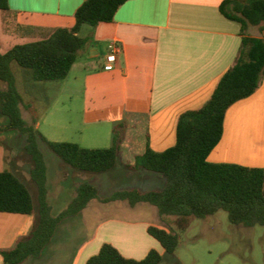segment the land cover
<instances>
[{"label": "crops", "instance_id": "crops-1", "mask_svg": "<svg viewBox=\"0 0 264 264\" xmlns=\"http://www.w3.org/2000/svg\"><path fill=\"white\" fill-rule=\"evenodd\" d=\"M86 1L9 0L8 13L21 27L23 38H41L30 42L33 43L49 37L56 29H72L76 24L75 14ZM224 1L127 2L117 12L114 22L83 28L81 36L90 39L89 45L63 81L55 103L44 115L36 116L34 104H30L29 110L23 108V112L33 110L32 119L38 120L37 128L52 142H69L65 136L76 129L82 134H105L93 139L83 138L85 144L93 146L88 149L110 148L114 128L123 125L117 167L121 165L130 171L127 179L132 180L131 183L158 182L163 178L147 172H133L128 165L135 163L147 145L157 153L174 147L181 115L202 108L222 77L233 67L243 36L241 25L221 14L220 6ZM248 34L264 39V32L254 28ZM114 41L119 43L122 52L116 63L109 64L108 46ZM20 78L25 85L36 88L29 73L22 72ZM15 137L20 141L19 136ZM22 137L20 143L25 150L27 140ZM30 161L24 160L27 167L12 173L29 188L37 210L39 191L31 177V158ZM208 162L264 170V80L254 95L235 103L227 111L223 137L209 155ZM57 169V186L62 185L65 178H76L71 173H66L64 177L59 166ZM91 181L100 187L103 197L98 178ZM118 184L113 183V187L109 188L111 195L120 191L116 190ZM50 185L48 168L49 194ZM79 185H75L76 190ZM93 202L96 203L93 210L97 212L107 211L111 204L95 200L88 207ZM142 204L145 203L129 205L134 211ZM88 207L77 217L61 223L40 258L29 259L23 264H87L105 244L113 245L126 258L138 261L145 259L152 250L164 255L165 250L149 235L148 230L152 226L169 229L153 221L104 222L97 226L93 237L75 248L59 240L61 227L73 219H78L77 224L83 229L88 218L84 213ZM35 221L36 215L0 212V251L12 249L19 239L29 235ZM120 230L130 240L126 247L117 239L103 237L105 233ZM126 234H129L128 237ZM0 264H4L1 255Z\"/></svg>", "mask_w": 264, "mask_h": 264}, {"label": "trees", "instance_id": "trees-1", "mask_svg": "<svg viewBox=\"0 0 264 264\" xmlns=\"http://www.w3.org/2000/svg\"><path fill=\"white\" fill-rule=\"evenodd\" d=\"M132 0H87L76 12L72 29L59 28L40 41L17 45L3 54L0 47L1 113L8 124L0 132H17L26 137L25 151L33 162L31 177L38 186V208L35 209L29 188L12 172H0V212L36 215L29 235L19 239L9 250H1L4 264H23L40 258L65 220L77 217L95 200L102 203L127 201L157 208L161 218L174 217L176 230L150 227L148 233L157 240L167 255L176 254L179 233L185 232L191 218L206 219L223 211L234 226L264 227V170L239 165L212 164L211 152L224 134L227 111L237 102L254 95L264 80V39L252 37L250 29L264 32V0H225L221 14L241 25L243 36L239 55L233 67L219 81L213 95L200 109L181 115L174 147L157 153L149 145L128 168L149 172L165 179L161 190L142 191L129 188L103 198L94 181L80 184L75 197L58 216L48 199V166L45 146L64 164L78 172L93 174L114 170L120 159L124 126L113 130L110 148L88 149L70 142H52L37 128L38 120L24 118L23 108L30 104L17 87L12 71L16 64L27 70L35 83L64 81L90 39L81 36L84 27L95 28L112 23L119 9ZM0 10L10 11L9 0H0ZM163 255L152 250L143 260L129 259L113 245L105 244L87 264H162Z\"/></svg>", "mask_w": 264, "mask_h": 264}, {"label": "rangeland", "instance_id": "rangeland-1", "mask_svg": "<svg viewBox=\"0 0 264 264\" xmlns=\"http://www.w3.org/2000/svg\"><path fill=\"white\" fill-rule=\"evenodd\" d=\"M30 39L23 38L21 27L15 18L9 15L8 12L0 10V45L2 53H6L17 45L27 44L41 38ZM12 71L17 78V87L25 103L36 105V116H43L55 103L59 95V89L62 88L64 82H40L36 83V88L34 89L21 81L20 74L22 72L28 73L27 70L13 64ZM5 89L6 84L0 81V91ZM33 115L32 109L28 113H24V117L28 121H31ZM7 124L8 118L1 113L0 101V130H3ZM103 135L105 134H82L76 129L65 137L70 143L84 145V148H88L93 146L85 144L83 138L93 139L94 137ZM15 136H19L20 141H23L22 135L17 132H0V172H16L21 168L27 167L24 160L31 162L25 150L21 147L20 141ZM42 149L49 168L51 180L49 201L53 206L54 216H58L61 211L67 208L75 195V185L89 182L96 177L102 185L103 197L111 196L110 187H113L112 184L117 182L120 184L116 186V190L133 187L143 191L161 190L166 183L165 179H161L155 183H131L132 180L128 181L127 179L130 171L121 165L110 172L101 174L78 172L64 164L45 146ZM58 166L64 177L66 173H71L76 178H65L62 180L63 184L57 186L55 182L58 180ZM95 205L96 203L93 202L84 213V216L88 218L83 229L77 224L78 219H73L67 225L61 227L58 236L59 240L68 242L72 245V248H75L82 241L93 237L98 225L110 220L128 223L142 220L153 221L156 225H163L169 230H176L174 217L161 218L157 208L149 204H142L139 209L132 211L128 202L118 201L109 204L107 211L98 212L93 210ZM126 235L128 237L129 234ZM103 237L110 240L117 239L124 247L129 245L130 241L128 238H125V232L121 230L105 233ZM163 257L162 264H264V227L256 226L248 228L234 226L229 222L228 214L223 211L206 219L191 218L188 229L185 232L179 233V247L176 254L170 256L164 253Z\"/></svg>", "mask_w": 264, "mask_h": 264}, {"label": "built area", "instance_id": "built-area-1", "mask_svg": "<svg viewBox=\"0 0 264 264\" xmlns=\"http://www.w3.org/2000/svg\"><path fill=\"white\" fill-rule=\"evenodd\" d=\"M122 49L118 42H111L108 46V56L107 62L109 64H114L117 62V57L121 54Z\"/></svg>", "mask_w": 264, "mask_h": 264}]
</instances>
